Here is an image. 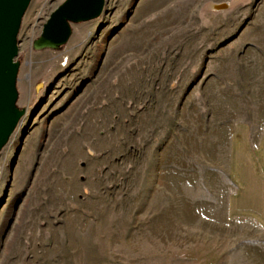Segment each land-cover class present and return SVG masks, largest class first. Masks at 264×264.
Returning <instances> with one entry per match:
<instances>
[{"label":"rangeland","instance_id":"rangeland-1","mask_svg":"<svg viewBox=\"0 0 264 264\" xmlns=\"http://www.w3.org/2000/svg\"><path fill=\"white\" fill-rule=\"evenodd\" d=\"M65 1L32 0L18 36L0 264H264L232 155L237 124L264 126V0H106L35 49Z\"/></svg>","mask_w":264,"mask_h":264},{"label":"water","instance_id":"water-1","mask_svg":"<svg viewBox=\"0 0 264 264\" xmlns=\"http://www.w3.org/2000/svg\"><path fill=\"white\" fill-rule=\"evenodd\" d=\"M32 0H0V153L22 125L26 111L18 107L20 64L18 36ZM106 0H66L44 24L34 48L60 49L68 44L74 24L99 19Z\"/></svg>","mask_w":264,"mask_h":264},{"label":"crops","instance_id":"crops-1","mask_svg":"<svg viewBox=\"0 0 264 264\" xmlns=\"http://www.w3.org/2000/svg\"><path fill=\"white\" fill-rule=\"evenodd\" d=\"M253 131L261 132L258 144L252 148L249 144L251 133ZM232 135V155L235 156V164L244 161L246 165H251V171L242 178L241 184L243 190V203H237L233 209L244 212H264V126L259 129H253L249 124H237L233 129ZM243 156L244 160L239 159ZM259 164L260 168L256 165ZM260 170V172L256 170Z\"/></svg>","mask_w":264,"mask_h":264},{"label":"bare ground","instance_id":"bare-ground-1","mask_svg":"<svg viewBox=\"0 0 264 264\" xmlns=\"http://www.w3.org/2000/svg\"><path fill=\"white\" fill-rule=\"evenodd\" d=\"M217 10H220L218 6H215ZM225 7V6H224Z\"/></svg>","mask_w":264,"mask_h":264}]
</instances>
